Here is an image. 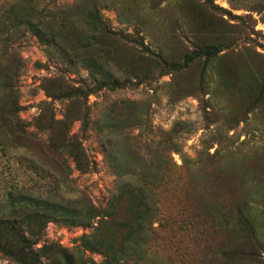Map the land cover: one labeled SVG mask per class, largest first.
I'll use <instances>...</instances> for the list:
<instances>
[{"label": "trees", "instance_id": "16d2710c", "mask_svg": "<svg viewBox=\"0 0 264 264\" xmlns=\"http://www.w3.org/2000/svg\"><path fill=\"white\" fill-rule=\"evenodd\" d=\"M203 1L212 10L227 12L215 5L214 0ZM22 2L25 4L20 7L12 4L0 11V66L8 67V61L11 65L10 74L6 73L0 82L3 94L0 123L7 129L0 144L6 148L10 147L9 141L13 142L41 161L31 146L30 139L38 137L29 131L33 126L47 136L45 145L50 157L61 162L66 172L56 177L52 195H34L24 186L8 192L6 204L0 207V254L16 264H98L89 254L103 255L100 264H161L153 249L155 246L165 249L163 242H169L167 248L175 259L169 264H184L187 255L192 257L196 253L204 260L228 264H264L259 254L260 226L249 205L246 203L243 208L237 202L236 215L225 206L220 214L212 213L205 210V203L200 206L197 196L200 192L185 181L183 173L194 174L205 167L202 161L182 155L177 137L185 125L167 132L168 138L144 156L130 136L137 125L148 123L149 114L144 111L145 119L141 116L143 111L138 102L125 99L112 102L93 119L91 96L152 85L164 76L195 69L197 93L213 94V73L230 90L223 81L229 70L214 69L218 55L225 50L222 43L196 47L177 59L166 56L162 48L147 44L139 25L133 32L114 29L102 12V6L112 1L79 0L71 6L54 8L40 7V0L19 1ZM244 8L261 16L264 24V0H256ZM250 14L235 18L251 21ZM252 32L256 33L254 29ZM26 33L41 45L55 48L69 63L88 71L87 78L75 80L68 74V68L58 67L56 76L44 79L43 88L51 101L41 104V113L33 123L20 117L23 108L17 98V82H13L19 76L22 62L15 47H10ZM215 34L220 36L217 31ZM131 48L136 49L137 59L128 56ZM10 55L17 59L16 65L10 64ZM171 89L174 90V84ZM246 91L253 97L251 111L257 109L264 100V71L249 75ZM54 102L64 104L62 119L56 118ZM77 122L79 131L73 133L72 127ZM92 128L101 135L103 155L118 185L102 207L95 205L87 194L65 199L60 191L61 184H67L74 170L82 174L97 171L98 164L84 145ZM173 154H181L182 166L177 165ZM207 156L215 157L209 153ZM42 164L46 166L45 162ZM224 169L219 175L227 183ZM41 171L45 172V168ZM220 185L218 182L215 189ZM210 192L219 194L212 187ZM214 199L218 204L217 196ZM50 222L93 231L80 237L73 249L57 243L38 247Z\"/></svg>", "mask_w": 264, "mask_h": 264}, {"label": "rangeland", "instance_id": "374dc122", "mask_svg": "<svg viewBox=\"0 0 264 264\" xmlns=\"http://www.w3.org/2000/svg\"><path fill=\"white\" fill-rule=\"evenodd\" d=\"M19 1L0 0V11L12 4L18 7L25 4ZM78 1L40 0V7L71 6ZM109 1L112 2L102 6V12L114 29L133 32L136 25H139L146 43L162 48L166 56L178 59L196 47L211 42L222 43L225 50L218 55L214 69L217 71L223 67L229 70L223 81L231 87L230 90L225 89L222 79L213 73V94L197 93L195 69L178 75L164 76L152 85H141L114 93L101 92L98 96H91L93 119L98 118L100 112L112 102L124 99L138 102L143 111L141 116L145 117L144 111L149 114L148 123L137 125L131 130L130 136L144 156H148L168 138L167 132L177 125L178 129L183 127L180 125H185L177 137L182 155L193 161H202L205 166L202 171H195L194 174L183 173L185 181L191 182L192 187L200 192L197 193L200 206L205 203V210L212 213L217 211L220 214L225 210V206L232 215H236V205L240 203L246 208L243 205L247 203L260 226L258 235L262 246L259 254L264 260V100L257 109L251 111L253 97L246 91L249 75L258 70L264 71V24L261 16L257 13L250 14L244 8L256 0H214L215 5L227 12L212 10L203 0ZM120 4L124 11L119 8ZM246 14H250L253 19L244 22L235 18ZM252 29L256 33L252 32ZM216 31L220 36L215 34ZM10 47H15L22 62L19 76L13 83L17 82V98L23 108L20 117L27 123H33L41 113L42 103L51 101L44 91L43 81L56 76L58 67L68 68L72 79L88 77V71L79 64L69 63L55 48L41 45L28 33ZM135 51L133 48L128 50V56L137 59L139 55ZM9 59L12 66L17 64V59L12 55ZM3 65L0 66V82L6 73L11 72L9 61L8 67ZM171 84H174V90L173 87L171 89ZM2 97L1 93L0 98ZM54 108L56 118L62 119L64 104L54 102ZM79 128V123H75L72 127L73 133L78 132ZM29 131L38 136L30 140L34 153L41 161L13 142L9 141L10 147L6 148L0 144V207L6 204L8 192L16 186L29 188L34 195H52L53 192L50 191L54 190L56 177L64 176L66 172L61 162L50 157L45 145L47 136L33 126ZM3 136H7V129L1 122L0 137ZM100 137L101 135L92 128L84 140L89 155L98 164L97 171L82 174L74 170L67 184L60 186L61 195L65 199H75L87 194L95 205L102 207L117 191L116 176L105 160ZM208 153L215 157L209 158ZM173 159L177 165H183L181 154H173ZM42 162H45L46 166ZM43 167L45 172L41 171ZM71 167L73 168V164ZM222 169L226 172L223 175H227V183L219 175ZM218 182L223 186L220 185L217 190L215 185ZM196 183L202 184V187ZM211 187L219 194L224 193H212ZM215 196L218 204L215 203ZM92 231V228L67 227L50 222L44 241L38 247L57 243L67 249H73L78 245L80 237ZM168 243L163 242L165 249L157 246L153 249L161 264H169L175 260L167 248ZM89 256L98 264L104 259L101 254ZM0 264L16 263L0 254ZM184 264L228 263L222 260H204L201 254L196 253L192 257L187 255Z\"/></svg>", "mask_w": 264, "mask_h": 264}]
</instances>
